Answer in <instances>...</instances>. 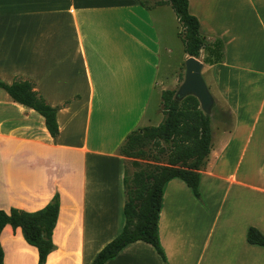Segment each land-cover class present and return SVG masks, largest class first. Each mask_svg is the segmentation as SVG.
Returning <instances> with one entry per match:
<instances>
[{
  "label": "crops",
  "instance_id": "obj_1",
  "mask_svg": "<svg viewBox=\"0 0 264 264\" xmlns=\"http://www.w3.org/2000/svg\"><path fill=\"white\" fill-rule=\"evenodd\" d=\"M140 1L0 0V81L31 80L58 108L54 140L41 115L0 89V210L36 212L59 195L46 264H92L121 234L129 163L120 148L150 127L154 94L162 117L163 91L180 85L181 68L158 84L171 6ZM189 11L204 31L203 75L214 71L232 120L212 138L200 200L181 179L164 187L166 263L138 241L105 264H264V247L247 241L250 227L264 235V0H189ZM0 242L4 264H39L21 228L7 225Z\"/></svg>",
  "mask_w": 264,
  "mask_h": 264
},
{
  "label": "trees",
  "instance_id": "obj_2",
  "mask_svg": "<svg viewBox=\"0 0 264 264\" xmlns=\"http://www.w3.org/2000/svg\"><path fill=\"white\" fill-rule=\"evenodd\" d=\"M164 3L171 6L181 25L178 36L183 42L185 54L198 59L205 46V38L199 19L189 11V0H166L158 5ZM35 88L33 81L22 77H16L10 84L0 81V89L14 102L33 109L44 118L48 132L56 140L60 133L56 118L58 108L49 105ZM162 113L164 121L159 126L132 131L120 148V153L138 168L133 173L128 168L125 171V225L121 234L102 249L92 264H105L127 245L138 241L151 245L166 263L158 235L165 185L172 179H181L193 195L201 199L200 171L212 151L211 118L202 111L195 96L179 98L177 90L163 91ZM147 147L154 153L151 154ZM147 158L152 160L147 161ZM144 160L142 165L140 161ZM59 210L58 194L36 212L12 209L7 213L0 210V236L7 225L21 228L26 242L37 248L39 264H46L55 249L52 236ZM247 241L264 247V235L255 227L248 229ZM0 264H4L1 242Z\"/></svg>",
  "mask_w": 264,
  "mask_h": 264
},
{
  "label": "rangeland",
  "instance_id": "obj_3",
  "mask_svg": "<svg viewBox=\"0 0 264 264\" xmlns=\"http://www.w3.org/2000/svg\"><path fill=\"white\" fill-rule=\"evenodd\" d=\"M165 18H166V21L170 23V27L167 26L168 31L166 30L164 32V40L163 41H165V42L162 45V54L160 57L161 63H160L159 73H158V79H159L158 84H159V82L162 84L165 81V78H166V76L170 70L173 71L175 69L181 68L182 73L180 74V85L177 86V88H176V90L178 91V89L182 85L184 78H185V64L183 65V63H184L183 43H182L181 39L179 38V36H177V33H178L177 31L180 30L179 29L180 25H179V23H176V21H175L176 15H175L173 9H171V8L165 9ZM173 24H174V26H173ZM203 33H204V31H203ZM166 49L171 50L172 52L167 53ZM213 73H214L213 70L206 69V72L203 76H204L205 80L207 79V84H208L209 88L213 89L212 91L215 94V104H214V107L212 108L210 118H211V127H212V132H213V139L215 141H217L221 137L220 134L222 133V125L230 124L232 118H231L230 114L227 112L226 102L217 93V85L214 81V77H213L214 74ZM260 92H262V91H260ZM157 97L158 96L155 93L154 97H153L154 101L151 104L150 109H149L148 114H149V119L151 120V122L149 123V126H159L164 121V115H162V117H160L157 110H156ZM238 99H240V98H238ZM160 100H161V96L159 97L158 102ZM260 102H261V98H255L254 102L251 104L253 106V114L254 115L258 109ZM160 103H158V104H160ZM219 111H225V112H224V114H221V113H219ZM227 115H228V117H227ZM224 117L226 119H224ZM224 120H226L227 122H224ZM149 148L150 147H147V150H149L151 154L154 153V150L149 149ZM150 158H147V161H148V159L152 160ZM131 162H132V160L128 159V163H129L128 165H129L130 173H133L138 168H135ZM140 163L142 165H144L145 160L140 161Z\"/></svg>",
  "mask_w": 264,
  "mask_h": 264
},
{
  "label": "water",
  "instance_id": "obj_4",
  "mask_svg": "<svg viewBox=\"0 0 264 264\" xmlns=\"http://www.w3.org/2000/svg\"><path fill=\"white\" fill-rule=\"evenodd\" d=\"M184 64L185 78L177 91V97L195 96L200 102L202 111L207 116H210L214 99L203 77L204 65L199 59L194 57H188Z\"/></svg>",
  "mask_w": 264,
  "mask_h": 264
}]
</instances>
